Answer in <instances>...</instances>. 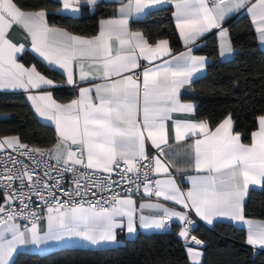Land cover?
Wrapping results in <instances>:
<instances>
[{"label": "snow or ice", "instance_id": "6c2138e0", "mask_svg": "<svg viewBox=\"0 0 264 264\" xmlns=\"http://www.w3.org/2000/svg\"><path fill=\"white\" fill-rule=\"evenodd\" d=\"M97 2L61 0L62 7L58 11L76 14L82 7L94 8ZM164 5L174 6L176 27L187 51L172 55L162 65L145 67L142 80L122 75L139 69V58L151 63L171 55L168 40L161 39L153 46L142 33L132 32L128 27L132 16L146 15ZM241 9H246L250 15L258 39L264 44V0H128L118 9L116 18L100 22L99 35L92 38L50 27L44 9H25L19 0H0V90L55 87L53 80L42 75L35 66L25 67L18 62L17 56L24 52L25 45H17L8 38L13 26H20L31 38L32 51L49 65L67 73L68 84L75 83L74 65L79 67L81 81L96 78L105 81L92 88H80L79 98L68 104L57 103L51 92L29 96L36 113L55 122L58 141L53 148H30L17 136L0 138V152L6 157L0 165V185L3 186L0 264H14V254L21 246L40 248L66 238H81L100 245L115 242L116 229H126L129 234L136 232L138 209L130 196L113 195L108 207L101 201L91 203L83 199L62 202L56 196L55 188L68 196L87 194L81 191V180L88 178L87 173L74 175L73 190L66 191L62 186L63 173H76V166L112 173L123 164L122 181L126 173L135 174L139 179L143 169L146 193L194 209L209 224L218 217L241 222L247 225V244L264 249V221L246 218L244 208L250 186L264 185V115L258 117L259 130L252 133L251 144L241 143L240 134L232 133L231 116L211 132L203 121H173L177 142L203 136L196 139L192 147L195 170L206 174L189 177L192 187L186 193L171 178L169 165L160 156L149 158L146 153V141H151L160 154H164L169 138L166 122L172 113L194 112V104L180 102L179 91L190 85L194 75L205 68L206 57L194 55L188 46L212 29H218L219 55L232 56L235 49L229 30L222 25L229 14ZM113 40L119 44L116 55H113ZM8 149L29 157L36 167L13 158ZM37 157H48L58 165L63 164V172L45 161L47 170L40 175L36 168L40 167L41 159ZM145 160L148 164L142 163ZM53 171L59 178L51 175ZM150 171L169 174V178L156 180L153 189V181L148 179ZM33 196L46 206L43 216L37 210L39 205L37 209L30 208ZM17 200L21 205L19 209L14 204ZM145 208L159 209L162 215H144ZM139 210V226L144 229L164 228L173 218L182 222L179 235L187 244L194 221L186 212L162 204L143 203ZM18 218L28 220L31 226L17 223ZM42 220L46 222L45 230L40 228ZM190 238L196 245L204 243L195 236ZM187 252L191 264H201V251L188 247Z\"/></svg>", "mask_w": 264, "mask_h": 264}, {"label": "trees", "instance_id": "16d2710c", "mask_svg": "<svg viewBox=\"0 0 264 264\" xmlns=\"http://www.w3.org/2000/svg\"><path fill=\"white\" fill-rule=\"evenodd\" d=\"M19 3L25 9L46 10L49 24L83 36L95 34L99 19L110 16L115 6L101 0L91 12L71 16L58 11L61 7L58 0H19ZM222 26L229 30L236 52L231 59L223 61L218 55L215 32L203 37L193 51L210 61L206 73L192 82L194 94L189 98L196 102L198 119L206 120L212 127L229 115L235 132L243 142H249L257 117L264 115V51L258 48L246 15L230 16ZM130 27L141 31L150 43L166 39L173 52L182 48L170 6L150 10L143 18L132 20ZM25 58L43 74L61 79L29 54ZM9 135L41 148H50L56 140L52 126L35 118L22 93L0 94V136ZM2 200L0 192V203ZM244 208L246 217L264 220V185L249 190ZM192 233L205 244L201 264H264V250L247 245L244 228L216 222L210 228L198 224ZM119 237L122 243L111 247H65L44 254L19 252L14 264H190L175 227L169 232H139L133 239Z\"/></svg>", "mask_w": 264, "mask_h": 264}, {"label": "crops", "instance_id": "0c3cea01", "mask_svg": "<svg viewBox=\"0 0 264 264\" xmlns=\"http://www.w3.org/2000/svg\"><path fill=\"white\" fill-rule=\"evenodd\" d=\"M58 1L61 3V0H58ZM99 1H101V0H98V2ZM104 1L112 2V3L115 4L113 12H112V14L110 16H107V17L99 19L98 25H97V31H96L95 34H93L91 36H83V35L74 34V33L68 31L65 28H62V27H59V26H56V25H51L49 23H48V25L50 27H56V28H60V29L66 30V31H68L69 33H71L73 35L82 36V37H85V38L95 37V36L99 35L100 22L102 20L116 18L118 16V9L123 4H127V2H128V0H104ZM164 6H170L172 8V16H173V12L175 11L174 6L173 5H164ZM164 6H160V7H164ZM61 7H62V3H61ZM160 7H158V8H160ZM92 9H93L92 7H82L81 11L79 13H76V14H72V13H69V12H62V11H59V12L62 13V14H67V15H71V16H78L82 12L83 13L91 12ZM242 14L246 15L249 18V20L251 21L250 15L247 13L246 9H241L238 12L231 13V14H229L226 17V19L228 17H230V16L242 15ZM144 16L145 15L132 16L129 19V25H128L129 30L132 31V32H140V33H142L139 30H133L130 27V23H131L132 20H138V19L143 18ZM173 23H174L175 29L177 31V34L179 36V39L181 41L182 48L179 51H176V52H173L171 50V55L165 56V57H161V58H159V59H157L155 61H152L151 63L148 60L144 59V58H139L138 59V63L140 64V68L139 69H135V70H133L131 72L123 73L122 75H133L134 77H140L141 80H142V71H143V69L145 67H153L155 65H162L164 60H170L172 55H178L181 52H186L187 51V47L185 46L184 41H183V39L180 36V31L176 27V20H175L174 16H173ZM251 24H252V22H251ZM252 26H253V29H254V32H255V38H256L257 46H258V48L260 50L264 51V44H262L259 41L258 34L255 31L254 25L252 24ZM218 31H219L218 29H212L210 32L205 33L204 36L199 38L194 45H189L188 47H191L192 51H193L194 47L197 44H199L200 40L203 37H205L206 35L210 34L211 32H215L216 39H217V47H218V45H219ZM143 36L147 40V38H146V36L144 34H143ZM8 38L13 43H15L17 45H20V44L25 45L24 52L18 54V56H17V60H18L19 63L24 64L25 67L35 66V64L33 62L27 61V59L25 58V55L29 54L30 56L34 57L39 62H41L45 67H47V68L51 69L52 71L56 72L61 77V79L60 78L59 79L51 78V77L43 74L41 71H39L37 69L42 75L46 76L48 79L53 80V82L55 84V87L44 85V86H41V88H39V89L25 90V89L21 88V89H4V90H0V94H6V93H22V94H24V96H25V98H26L31 110L33 111V113L35 115V118L39 122H41L43 124H47V125L52 126V128L54 130V133H55V136H56V140H55L54 144L50 148H48V149H51V148L54 147V145H56V143L58 141V133H57V130H56L55 122L52 121V120L40 117L36 113L35 107L33 105V101L29 99V96H38V95H43L45 92H51L52 93V98L57 103H59V104H68L73 99H78L79 98V96H80V92H79L80 88H84V87L92 88L93 85H95V84H103V83H105V81L103 79H101V78L89 79V80H86V81H81L79 79V67L74 65V80H75V83L70 85V84L67 83V73L66 72H64L62 69H59V68H57L55 66L49 65L41 56H39V54H37L34 51H32L31 38L27 36L26 32L20 26H13L12 29L8 33ZM158 41L159 40H157L154 43H150L148 41V43L154 46ZM112 48H113V55H116L117 54V50L119 49V44H118L117 41H115V40L112 41ZM169 48H170V46H169ZM136 51H137V54H138L139 53V49H137ZM235 52H236V49H235ZM193 54L197 55V56H204V55L196 54L194 51H193ZM218 55H219V47H218ZM233 55L229 56V57H221L219 55V58L221 60H223V61L224 60H229V59H231L233 57ZM23 57L25 59H23ZM204 57H206V56H204ZM209 61H210V59L206 57V65H207V63ZM206 65H205V68L201 72H199L196 75H194L190 85H185L184 87H182L180 89V91H179V100H180L181 103H192L196 107V102L189 98L190 96H192L194 94V88H193L192 82L195 79L203 76L206 73ZM113 78L115 79L116 77H113ZM69 93L71 95L69 97H67L66 95L69 94ZM92 96H93V98H95V91L94 90L92 92ZM228 116L229 115L225 116L216 125L210 127L206 120L198 119L196 117L195 109H194V112H192V113H172L171 114V119L166 122L167 126H168V131H169V138H168V145L164 147V154L161 155L159 150H158V152L155 153L156 148L151 144V141H146V153H147L148 156H151V157L160 156L162 161H164L165 164L169 165V174L171 175V178H174L176 180V183L179 186L180 190L182 192L186 193L192 187V184H191V181L189 180V177L196 176L198 174H200V175L206 174V173H197V171L195 170L194 149L192 147V145H194V143H195V140L196 139H203V136H192V137L187 138L184 141L177 142L175 140V135H174V131H173V121H175V120L190 121V122H201V121H203V122H206L208 124L209 131L211 132V131H215L216 127H218L219 124L222 123L223 120L226 119ZM258 117H257L256 128H255L254 131L251 132L249 142H243L242 139H241V143H243V144H251V142H252V133L259 130ZM232 133L233 134L237 133L234 130L233 120H232ZM9 136H16V135H9ZM3 137H5V136H0V138H3ZM240 138H241V136H240ZM74 150H75V146H74ZM52 160H54V159H52ZM54 161H56V160H54ZM169 174L155 173V175L157 177V180L168 179L169 178ZM260 187L261 186H255V187L250 186L249 190L250 189H257V188H260ZM249 190H248V192H249ZM121 197H128V196H121ZM2 198H3V194H2ZM131 198L136 202V206H137V209H138V211H137V230H136L135 233L129 234L126 229H123V230L116 229L117 239H116L115 242H112V243H105V244H100V245H92L88 241L83 240L81 238H66V239L58 241V242H50L49 245L42 246L40 248H37L36 246H33V245L21 246L17 253H19V252H31V253L44 254V253H48V252H51L53 250L60 249V248H65V247H80V248H90V249H96V248H102V247H111V246H116V245H119V244L122 243V240L120 239L119 236H123L125 239H133L137 235V233H139V232H141V233H152V232H160V231L169 232V231H171V229L173 227L176 228L177 236L182 240V242H183V244L185 246L186 252H187V248L188 247L193 248L196 251H201L202 252V248L204 247L205 244L203 243L202 245H196L193 241H191V238H190L191 236H195V235H193L192 230L198 224H202V225L210 228L216 222H224V223L233 224V225H235L237 227H240V228H244L246 230V232H247V225H245V224H243L241 222H237V221L231 220L229 218H225V217L215 218L213 220V223L209 224L206 221L202 220L195 213L194 209H191V208L186 209V208L183 207V205L177 204L174 201L165 200L163 196H161V197H157V196L148 197V196H146V197H142L140 199H135L133 197H131ZM246 198H247V195H246ZM246 198H245V201H246ZM1 203H3V200H2ZM142 203L143 204H162V205H164L165 207H167L169 209H173V210L181 211V212H186L188 214L189 218L194 221V225L190 229V236L188 238L187 244H186L185 238H183V237H181L179 235V232L181 231V229L183 227V224H182V222H180L176 218H173L171 221L167 222L165 227L161 228V229H144V228L140 227L139 226L138 217L141 214V212L139 210V205L142 204ZM143 214L144 215H162V212L159 209H148V208H145L143 210ZM246 218H248V217H246ZM249 219H253V218H249ZM253 220L264 221V220H261V219H253ZM21 225H23V224H21ZM28 226L30 227L31 225H28ZM40 228H41V230H45L46 229V222H44L43 220L40 222ZM248 246H250L254 250H264L262 248L253 247L251 245H248ZM17 253L14 254V258L17 255ZM187 258H188L189 263L191 264V260H190V257L188 255V252H187ZM201 261H202V258H201Z\"/></svg>", "mask_w": 264, "mask_h": 264}, {"label": "built area", "instance_id": "2783aa9c", "mask_svg": "<svg viewBox=\"0 0 264 264\" xmlns=\"http://www.w3.org/2000/svg\"><path fill=\"white\" fill-rule=\"evenodd\" d=\"M22 143V142H21ZM30 148H41L37 145L27 144ZM41 149H48V148H41ZM7 152L11 154L13 158L19 159L24 162V164L29 165V167H36L33 165L32 160L29 159L27 156H22L18 152L13 151L11 149H8ZM158 152V149L155 150V153ZM35 155V154H34ZM151 158V156H148ZM6 159L4 152H0V165L4 163V160ZM41 159V165L40 167L36 168L37 172L40 175H43V172L47 170L44 167V162L46 161L48 164L56 167L59 169V171L63 172V164H57L56 161L49 159L48 157L39 158ZM143 164H148V161L145 160L142 162ZM11 166V165H9ZM19 167V165H17ZM77 172H64L63 178H62V186L66 191H71L74 189V185L72 183L74 175H78L80 173H87L88 178L81 180L82 185V193L86 192V195H82L81 197H75V196H68L64 195L62 192L59 191L58 188L53 189L56 196L63 202L65 200L72 201L75 200L79 202L81 199H83L85 202H91L95 203L96 201H101L103 206L108 207L110 206V201L113 195H117L118 197L121 196H130L135 199H140L142 197H155L154 193L149 194L146 193L144 190V183L145 179L142 175L139 176V179H137L135 174L132 173H126L124 174L123 181L121 180V175L123 173L124 165L121 164L120 169H117L116 171H113L112 173H104L101 170H95V169H86L82 166H76ZM51 175L53 177H58L57 172L53 171L51 172ZM110 177V180L108 179ZM148 179L153 181V184L151 187L155 189V181L157 180V177L154 172H149ZM50 183H54V181H50ZM18 184V182H17ZM96 185V186H94ZM27 191V189H25ZM0 192L3 194V186L0 185ZM95 193V195H93ZM16 209H19L21 207L20 202L17 200L14 202ZM39 205V208L37 209V206ZM30 208L37 209L39 211V214L43 216L46 213V206L44 205L43 201H40L36 196L32 197V201L30 202ZM17 223L19 224H28L30 225V222L28 220H25L23 218H18Z\"/></svg>", "mask_w": 264, "mask_h": 264}]
</instances>
